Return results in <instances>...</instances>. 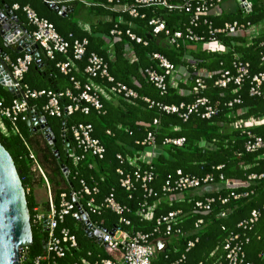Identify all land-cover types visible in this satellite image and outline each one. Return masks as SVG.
<instances>
[{
  "label": "trees",
  "instance_id": "obj_1",
  "mask_svg": "<svg viewBox=\"0 0 264 264\" xmlns=\"http://www.w3.org/2000/svg\"><path fill=\"white\" fill-rule=\"evenodd\" d=\"M2 1L11 8L17 3L20 8L14 10V13L20 21L29 26V31H32L33 26L22 11L24 6L30 5L40 17L53 23L57 31L71 44L68 54L56 52L53 59L39 48L50 76L34 61L24 76V82L31 89L57 92L71 90L75 95L78 94L80 90L74 87V81H80L82 85L88 83L89 78L84 71L88 64V56L95 52L107 60L109 71L116 81L133 88L139 95L132 99L102 96V110L91 107L87 114L76 111L67 118L45 113L57 139L56 144L62 159L65 155L63 128L72 124H92L93 135L106 148L103 158L86 154L77 164L69 159L68 177L62 171L61 162L58 161L47 139L42 142L41 136L44 134L30 129L27 120L22 119L26 112L21 114L15 125L8 118L1 119L6 132L0 128V142L15 162L26 191L29 208L33 241L29 246L26 264H31L35 257L44 253L47 237L44 227L33 222L34 216L42 213L38 209L39 203L35 195L36 177L40 184H47L48 181L57 208H60V195L63 192L69 195L71 190L80 189L81 179L92 183L93 177L99 189L95 196L97 203L103 202L107 196L113 194L118 202L130 208V212L125 213L130 225L123 227L131 232L150 233L155 228L158 217L171 210H182L184 214L180 216L178 225L184 231V236L173 237L169 245L157 253L153 264H170L182 254L186 257L185 264H211L216 256L224 254V240L230 233L246 234L243 240L245 261L264 264V177L248 178L251 174L260 175L264 171V149L246 151L247 137L243 130L236 126L240 119L264 117V97L250 95V79L240 87L233 82L225 88L215 84L224 71L229 70L232 74L235 72L233 62L236 55L243 61L250 62L252 74L263 70L261 55L264 53V46L260 43L264 39V32L250 41L241 33L217 34L220 47L206 45L207 40L185 42L176 47L169 42L164 33L154 34L153 26L149 22L152 19H160L172 31L183 29L190 19L184 10L139 7L138 11L144 17H132L128 12L112 10L105 1L97 0L98 3L96 1L93 5L86 6L79 0H49L57 2L60 7L73 9L66 16L42 0H0V4ZM118 1L119 4L134 2ZM82 16L83 20L86 16H94L97 22L90 24L89 29L85 28L80 22ZM207 19L212 22L213 28L223 27L226 22L234 20L258 25L264 21V5L255 0L252 10L248 13L240 10L233 14L220 12L218 15L210 14ZM115 28L121 31L120 35H111V30ZM128 30L147 44L132 40L127 34ZM194 31L208 38L206 25L201 23ZM104 36L109 37L110 42ZM84 38L88 40L85 56L75 60L72 55V44L74 40ZM7 51L13 60L25 53ZM153 53L164 55L175 66L186 67L188 79L179 81L176 85L168 83L167 90L161 92L145 74V69L149 67L160 71L157 61L152 58ZM68 60H73L74 66L70 73L65 74L57 67V63ZM199 70L211 74V77H203L206 88L199 95L207 97L213 104L218 103V114L208 119L202 117L203 109L200 108L197 112H192L187 120H183L176 113L162 110L159 104L178 105L181 102L190 104L195 101L198 95L194 93V87ZM93 81L103 87L109 86L106 79L96 78ZM262 90L264 91V85ZM234 98H239L241 103L229 106L228 103ZM13 99L12 94L0 83V101L3 106H10ZM47 102L48 96L43 95L32 99L30 105L35 106L40 112ZM67 103L68 100L65 98L62 104ZM155 119L158 120L157 124L153 123ZM250 130L264 138V123L251 126ZM148 131L155 133V143L161 148L151 163L155 178L150 186L156 193L151 196L142 189L140 182H135L131 190H126L120 182L123 176L117 172L119 168L123 169L125 174L133 171L134 167L127 161L122 163L117 155L127 157L134 155L135 151H144L145 146L137 144V141H143ZM66 137L73 147L74 142L70 133H67ZM170 137H184L185 142L182 146L165 144L164 140ZM31 151L35 154L36 160L30 157ZM140 165L142 169L148 167L142 161ZM178 170L185 175L201 178L210 174L214 181L205 187L183 191L182 199L170 200V196L163 193L162 187L167 181H173L178 177ZM246 192L247 196L237 199L231 195ZM179 193L181 192H175V196ZM207 197L215 199L211 210L203 212L195 210V201ZM223 198H228L227 202L222 203ZM146 200L153 207L150 218H142L137 214L141 203ZM46 206L48 212L49 201L46 202ZM255 209L260 211V217L253 228L243 230L238 227L239 223L248 219ZM223 212L225 216H221ZM93 217L103 221L104 226L109 229L119 226V216L109 208H103L101 215ZM199 218H202L204 223L196 230L194 224ZM63 227L70 228L76 235L79 248L70 249L64 258L58 259L59 264H73L79 258L87 256L88 252L92 254L93 259L97 255L109 257L97 242L76 225V220L71 215L65 217L58 231ZM195 237H199V241L187 251V242Z\"/></svg>",
  "mask_w": 264,
  "mask_h": 264
},
{
  "label": "built area",
  "instance_id": "obj_2",
  "mask_svg": "<svg viewBox=\"0 0 264 264\" xmlns=\"http://www.w3.org/2000/svg\"><path fill=\"white\" fill-rule=\"evenodd\" d=\"M86 6L93 5L97 0H79ZM105 1L110 5V8L114 11L128 12L132 17H144L140 15L139 7H162L169 11L184 10L189 14L190 19L187 25L183 29L172 31L167 28L165 23L160 19H152L149 23L153 26V33H164L169 42L179 47L185 42H203L207 40L206 45H215L220 47V42L217 39V34H238L245 32L249 29L254 30L257 25H253L251 22H240L237 20L226 22L223 27L213 28L212 22L207 19L210 14L218 15L222 10V3L224 0H134L132 4H119L118 0H100ZM240 11L248 13L252 10V0H236ZM98 3V1H97ZM20 6L15 3L12 7L13 10L19 9ZM28 22L33 26V30L30 32L34 43L39 45V48L49 58H54L56 52L68 54L70 52L71 44L67 41L56 29L53 23L47 19L40 17L38 13L30 6L26 5L22 8ZM201 21V19H203ZM206 25L208 28V38L200 35L194 31L200 24ZM121 31L117 28L111 30V35H120ZM128 36L137 42H143L142 38L127 31ZM258 36L255 35L253 38ZM88 40L86 38L82 40H74L72 44V55L75 60H80L85 56L86 46ZM264 46V39L260 43ZM152 58L158 63L160 71L156 68L149 67L145 69L146 77L152 82L161 92L167 90L168 83L176 85L182 79H177L182 71H188L186 67L175 66L168 58L160 53H153ZM34 55L30 52H25L24 55L18 57L16 60L6 58L8 66V75L12 80V87H14L20 96L14 98L10 106H3L0 101V128L3 132H6V128L2 123L3 118H8L13 125L19 119L23 112L26 115L22 116L23 120H29L32 114L36 113H49L52 116L67 118L69 115L76 111H81L87 114L91 107L96 110H102V96L109 98L110 96H117L123 99H132L139 97L138 92L128 85L116 81L113 75L109 71V63L105 58L92 52L88 56V64L85 67V73L87 74L89 81L82 85L80 81H74V87L80 90L78 94H74L71 90L65 91H53V90H35L31 89L28 84L24 82V76L28 72L29 67L34 62ZM194 62V61H192ZM261 63L264 66V53L261 55ZM74 66L73 60L57 63V67L60 70L68 74L71 72ZM235 72L232 74L229 70L224 71L221 76L216 80V86L225 88L229 83L233 82L238 87L242 86L247 79H250L249 93L251 96L264 97V91L262 86L264 85V68L263 70L252 74L251 65L248 61H243L240 56L236 55L233 62ZM204 76L211 77L205 70H199L197 72L196 85L194 87V93L198 96L195 101L186 104L181 102L180 104H159L162 110L167 113H176L183 120H187L192 112H197L200 108L203 109L202 117L212 118L218 114V103L213 104L207 97L199 95V93L206 88ZM102 78L109 82L108 87H103L93 81V79ZM43 95L48 96V102L42 107V111H37L35 106L30 105V101L37 99ZM67 98L68 103L62 104V101ZM145 100L150 101L148 98ZM241 103L239 98H234L228 105H234ZM154 124L158 123L155 119ZM264 123V117H251L249 119H240L236 122V126L240 127L245 133L247 140L245 143V149L248 152H253L259 149H264V138L255 135L250 130L251 126L260 125ZM16 131V129H15ZM67 133L74 142V146L70 147L71 151L68 154V158L71 159L74 164L81 161L86 154H92L98 158H103L106 153L105 146L101 141L93 135V126L89 123H76L71 126H65L63 128V137L65 140V151L67 150L66 144L70 143L66 137ZM185 142L184 137H170L164 140L165 144H173L175 146H182ZM137 144L145 146V150L135 151L134 155L124 157L122 154H118V159L123 163L129 162L133 167L131 173L125 174L123 169L119 168L117 172L122 175L120 182L126 190H131L135 182H140L142 189L148 196L154 193L150 184L154 181L155 175L151 166L154 158L159 154L157 144L155 143V133L148 131L147 136L143 141H137ZM71 145V144H70ZM264 156V155H263ZM30 157L36 160L35 154L31 151ZM140 161L147 164V168L142 169ZM41 173L47 178L38 165ZM178 177L173 181H167L162 191L164 194L169 195L170 200H175V192H183L190 189H198L208 186L214 181L212 175H207L203 178L185 175L181 170L177 171ZM257 177H264V171L260 174H251L249 179ZM92 183L87 182L85 179L80 180V189L71 190L69 195L63 192L60 195V208H57L50 191V185L47 181L49 188V210L44 213H37L33 222L40 224L44 227L43 221L47 218V237L45 242L44 253L34 258L31 264H59L58 259L64 258L66 253L70 249H78L79 244L77 237L71 232L70 228L63 227L58 231L61 223L65 220V217L71 215L76 220V225L80 226L84 232L95 242H97L101 248H103L109 255V257H102L97 255L93 259L90 252L87 256H83L74 261L73 264H153V260L156 258L157 253L164 250L173 237L184 236V231L179 227V218L182 214V210H171L166 214L161 215L156 219V226L150 233H144L141 231L131 232L126 230L123 226L130 225V220L126 218L125 213L130 212V208L118 202L113 194L107 196L103 202L97 203L96 194L99 193L97 181L92 177ZM233 198H239L241 196H247L248 192L243 194L232 193ZM228 198H223L222 203L227 202ZM215 199L207 197L206 199L197 200L194 203V209L203 212L211 210V205ZM103 208H109L114 211L118 216L119 226L111 229L104 226L103 221L93 217L94 215H101ZM153 207L149 205L148 201L141 203L137 214L142 218H150L152 216ZM223 212L221 216H225ZM260 217L259 210H253L248 219L239 223L238 227L243 230L247 228L252 229ZM204 220L199 218L195 224L194 229L198 230L203 225ZM246 234H232L230 233L224 240L223 249L224 254L216 256L211 264H253L245 261V253L243 250V240ZM248 240V239H247ZM199 241V237H195L187 242V251L195 246ZM29 246L26 245L20 250V264H26L29 253ZM214 256V255H213ZM185 254L179 256L176 260L170 264H185ZM201 264V263H197Z\"/></svg>",
  "mask_w": 264,
  "mask_h": 264
},
{
  "label": "water",
  "instance_id": "obj_3",
  "mask_svg": "<svg viewBox=\"0 0 264 264\" xmlns=\"http://www.w3.org/2000/svg\"><path fill=\"white\" fill-rule=\"evenodd\" d=\"M50 5L62 15H69L73 9L63 6L57 2L42 0ZM3 8L0 7V37L5 46L17 52H30L34 55L35 64L45 74H49L47 67L42 61L39 45L32 40L30 31L18 25V18L13 9L2 1ZM6 58H10L8 51L0 48V83L8 90L13 98L20 96V93L12 87V80L8 75ZM30 129L41 131L48 144L51 146L65 176H69L68 154L71 151L70 143L66 144L64 159H62L57 147V139L49 126L46 116L43 113L32 114L27 121ZM63 144L65 140L63 137ZM48 219L43 221L44 230ZM33 234L31 228L29 208L27 204L26 191L20 179L18 170L11 154L0 142V264H20V250L26 245H31Z\"/></svg>",
  "mask_w": 264,
  "mask_h": 264
},
{
  "label": "crops",
  "instance_id": "obj_4",
  "mask_svg": "<svg viewBox=\"0 0 264 264\" xmlns=\"http://www.w3.org/2000/svg\"><path fill=\"white\" fill-rule=\"evenodd\" d=\"M253 1H255V0H252V2ZM259 1H260V3H262L264 5V0H259ZM3 6L4 5L1 3L0 4V7L3 8ZM221 7H222L221 12H224L226 14H233L234 12L240 10V8H239L238 3H237L236 0H224V2L222 3ZM18 21H19L18 22V25L20 27H25L27 30H29V26L26 23L20 21L19 19H18ZM80 22L84 25L85 28H88L89 29L90 28V24H93V23L97 22V18L94 17V16H88V17L86 16V19L83 20V16H82V17H80ZM263 32H264V21L262 23L258 24L257 27L254 30L249 29V30H247L245 32H242L241 35H243L244 37L247 38L248 41H250V40L253 39V37L255 35H257V34L260 35ZM104 38H106L110 42L109 37L104 36ZM112 45L113 44L111 43V46ZM0 48H2L3 51H7V50L12 51V49H9V48H7L5 46V43H4V41H3V39L1 37H0ZM188 76H189L188 75V71H184L183 70L182 73H180L179 76L176 77V78L178 80L179 79H182L183 81H186L188 79ZM158 149L159 150H158L157 154L160 153V151H161V148L158 147ZM183 197H184V194L183 193H179L178 195L175 196L176 200L182 199ZM171 240H170V242H171Z\"/></svg>",
  "mask_w": 264,
  "mask_h": 264
},
{
  "label": "rangeland",
  "instance_id": "obj_5",
  "mask_svg": "<svg viewBox=\"0 0 264 264\" xmlns=\"http://www.w3.org/2000/svg\"><path fill=\"white\" fill-rule=\"evenodd\" d=\"M44 135L41 136L42 142L44 141ZM35 195L39 203L38 209L42 212H47L46 202L49 201V188L47 184L38 183V177H36Z\"/></svg>",
  "mask_w": 264,
  "mask_h": 264
}]
</instances>
